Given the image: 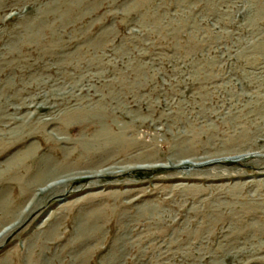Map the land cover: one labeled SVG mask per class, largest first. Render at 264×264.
<instances>
[{"label": "rangeland", "instance_id": "1", "mask_svg": "<svg viewBox=\"0 0 264 264\" xmlns=\"http://www.w3.org/2000/svg\"><path fill=\"white\" fill-rule=\"evenodd\" d=\"M0 264H264V0H0Z\"/></svg>", "mask_w": 264, "mask_h": 264}]
</instances>
